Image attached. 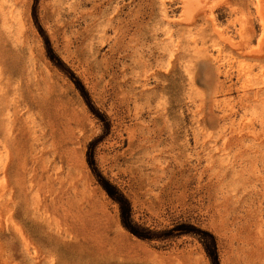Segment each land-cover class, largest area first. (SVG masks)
<instances>
[{
	"label": "rangeland",
	"instance_id": "374dc122",
	"mask_svg": "<svg viewBox=\"0 0 264 264\" xmlns=\"http://www.w3.org/2000/svg\"><path fill=\"white\" fill-rule=\"evenodd\" d=\"M33 5L0 0L13 81L0 102V264H211L192 235L124 228L86 160L102 124L48 59ZM37 11L110 119L95 158L134 219L197 225L221 264H264V0H39ZM14 117L22 138L4 181Z\"/></svg>",
	"mask_w": 264,
	"mask_h": 264
},
{
	"label": "trees",
	"instance_id": "16d2710c",
	"mask_svg": "<svg viewBox=\"0 0 264 264\" xmlns=\"http://www.w3.org/2000/svg\"><path fill=\"white\" fill-rule=\"evenodd\" d=\"M38 3L39 0H34L33 17L37 29L43 38L45 51L48 59L75 85V88L80 93L90 112L102 124V133L93 138L88 143L86 160L99 185L107 193V195L115 203L118 204L120 219L124 228L130 233L137 236L138 238L148 241L153 239H171L175 237H180L182 235H192L196 237L202 244L206 255L210 259L211 264H221L217 239L211 231L203 229L191 223H180L164 230H152L143 227L134 219L133 208L130 199L116 184H114L102 173V171L97 165L95 158L96 146L110 133V119L104 111L97 107L83 80L75 73V71L61 58V56L54 49L49 35L46 33L45 29L39 21L37 11Z\"/></svg>",
	"mask_w": 264,
	"mask_h": 264
},
{
	"label": "bare ground",
	"instance_id": "6f19581e",
	"mask_svg": "<svg viewBox=\"0 0 264 264\" xmlns=\"http://www.w3.org/2000/svg\"><path fill=\"white\" fill-rule=\"evenodd\" d=\"M13 86V81L12 78L6 74V72H4V69L2 67H0V102L3 98L7 97V94H9V91L11 89V87ZM17 98V97H16ZM16 98H13V101H16ZM18 99V98H17ZM16 117H14L13 119H9V123L10 126L7 130V133L5 134V138H4V147L6 149V162L3 168V174H4V181H6L9 178V169L11 166L10 163V158L12 156V152L14 151L13 149H15L18 146V143H20V139L22 138V133H21V129L22 126H17L16 124ZM15 123V124H14ZM19 131L16 134H13L12 132L14 131V129H16ZM39 184V189L41 190V179L38 180V182L35 181V178L30 180V187L31 189L34 188L35 185ZM18 196H27L24 191L27 188L26 184L22 185V182L18 183ZM6 189V187L4 188Z\"/></svg>",
	"mask_w": 264,
	"mask_h": 264
}]
</instances>
